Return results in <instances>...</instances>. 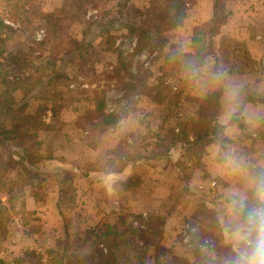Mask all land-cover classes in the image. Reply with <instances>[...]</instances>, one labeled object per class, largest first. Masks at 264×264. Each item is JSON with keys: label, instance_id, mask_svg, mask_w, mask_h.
Masks as SVG:
<instances>
[{"label": "rangeland", "instance_id": "374dc122", "mask_svg": "<svg viewBox=\"0 0 264 264\" xmlns=\"http://www.w3.org/2000/svg\"><path fill=\"white\" fill-rule=\"evenodd\" d=\"M148 1L0 0V52H4L0 55V101L21 102L24 95H34L24 116L6 118L5 124L7 128L17 125L25 135V147L44 159L31 169L39 172L31 179L17 159L4 150L0 153V264L17 260L19 264L207 263L198 248L185 247L186 237L192 243L190 235L184 236L185 228L178 230L176 247L160 245L171 203L189 192V173L178 180L166 172L162 184L169 190L173 187L174 192L164 197L166 205L158 210L149 200L155 195L153 179L143 186L137 177L127 181L114 178L113 185L105 180L100 193L94 192L91 179H78L92 170L116 173L138 156L156 162L169 147L173 131L177 134L185 124L197 122V106L209 96L208 91L219 88L221 79L213 72L211 58L202 62L194 57L192 38L205 33L201 44H206L207 53L221 47L224 64L231 63L232 54L240 62H248L243 36L234 30L251 28L245 38H254L263 30L248 23L250 16L244 21L235 18L226 35L212 38L204 13L192 16L197 0H189L183 25L162 34L155 51H140L130 29L147 28L146 19L133 11L142 12ZM234 1H221L218 18L227 17ZM205 5L200 6L202 12ZM48 15L61 21L63 34L57 38L46 33ZM161 20L157 16L153 24L159 25ZM169 51L171 57L165 64L162 56ZM70 54H74L72 60L66 58ZM57 75L61 77L56 79ZM131 76L139 80L133 81ZM27 77L30 81L23 82ZM49 78L52 81L47 84ZM246 96L248 92H243L239 101ZM99 103L104 114L119 119L116 127L106 130H114L120 141L113 151L96 150L102 122L97 114H87ZM52 106L63 112L51 123V112H47ZM40 107L46 108L38 115L49 128L32 138V125H25L24 118ZM123 123L134 129L124 131ZM157 136L168 139L156 147ZM182 150L184 158H202ZM160 159V165H168ZM179 164L186 170L185 162ZM108 184L111 193L106 192ZM142 192L150 195L143 198ZM98 201L109 205L96 210ZM140 201L146 204L141 207L144 212L139 209ZM195 236L194 241L204 239L199 233ZM214 242H219L217 234ZM218 249L223 263L230 252L222 246ZM26 252L34 255L24 257Z\"/></svg>", "mask_w": 264, "mask_h": 264}, {"label": "crops", "instance_id": "0c3cea01", "mask_svg": "<svg viewBox=\"0 0 264 264\" xmlns=\"http://www.w3.org/2000/svg\"><path fill=\"white\" fill-rule=\"evenodd\" d=\"M203 3L206 4L204 12L200 7ZM231 3L226 23L221 26L217 36L226 35L231 29L228 26L235 18L244 21L249 16L248 23L252 27H258L259 30L263 28V30L260 31L262 34L260 32L255 33L254 38L244 37L246 33L252 30L251 28L250 30L248 28L246 30L243 28L234 30L235 32L240 31L243 36L242 39L248 53V62H240L232 54L230 55L231 63L224 64L220 55L221 47H218L219 51L213 48L219 63L212 57L213 55L207 57V59L213 60L214 66L217 63L220 67L218 72L221 85L218 89L221 90L222 95L217 123L224 128V141L219 140L208 146L199 161L191 156L184 158L180 154L183 148L181 145H176L169 153V157L164 159L169 162L165 166L160 165L161 159H157L155 162L146 159L144 156H138L134 159V163L127 164L126 167L116 173L92 170L84 177L82 174L78 175V179L83 182L91 179L95 193L104 192L102 186L105 180L113 185L112 179L114 178L127 181L132 177H137L139 182H144L141 185L143 186L148 179H153L156 186L155 195L149 200L154 201V208L158 210L159 207L166 205L163 201L164 197L174 192L173 187L169 190L164 188L165 183L162 184L166 172L170 171L178 180L184 178V172L189 173L187 183L189 192L185 193L184 199H180V201L176 199L171 203L173 208L170 209L165 218L160 245L166 249L176 247L178 230L185 228L184 236L190 235L192 239V243L185 247L187 249L198 248L197 253L207 260L206 264H223L218 257V248L222 246L230 249L224 242L220 226V218L224 215L226 204L229 203V193L233 189H244L248 179L253 174L264 171V104H244V99L239 101L243 92H248V96L264 100V0H235ZM193 11V17H202V13H204L206 22L209 23L213 17V0H197V6ZM221 66L225 67L224 70ZM227 67L231 69H227ZM212 92L213 90H210L207 94ZM47 114L50 115V111ZM237 115L247 127V134L241 132L236 124L231 123L232 118ZM120 127L124 131L134 129L129 127L127 123H123ZM119 143L114 130H109L99 136L96 150L113 151ZM173 150H176L175 153ZM179 162L187 164L186 170H183ZM109 184L105 188L107 193H111L112 187ZM142 195L143 198H147L150 194L146 192ZM149 200L148 203H150ZM140 204L139 209L142 210V206L146 208L144 201H140ZM107 206L103 201H98L95 208L102 210ZM99 219L101 217L98 218V221ZM196 233L202 235L204 239L194 241ZM216 234L219 237L217 245L214 242Z\"/></svg>", "mask_w": 264, "mask_h": 264}, {"label": "trees", "instance_id": "16d2710c", "mask_svg": "<svg viewBox=\"0 0 264 264\" xmlns=\"http://www.w3.org/2000/svg\"><path fill=\"white\" fill-rule=\"evenodd\" d=\"M221 1L222 0H213V17L208 23L210 27L208 34L212 38H215L218 35L221 26H223L227 20V17L218 18L220 13L219 5ZM94 2L96 3L97 1ZM188 5L189 0H149L147 6L142 12L138 10L133 11L136 16H143L146 19V23L148 24L147 28L133 27L130 29V31H132V33L137 37L139 50L155 51V45L159 44L162 41V34L169 32V30L178 29L183 25L188 15ZM157 16L162 17L161 24L154 25L153 19H155ZM46 21L50 23L48 24L46 31L48 37L57 38V34H63L61 21L55 18V16L48 15L46 17ZM1 25L2 22L0 21V26ZM205 36L206 34L202 32L199 36L192 38V43L196 45L194 57L203 62L212 53V57L215 58L217 63H219V59L215 56L213 49L210 48V52L207 53L208 49L206 44H201V41L205 38ZM1 43L2 42L0 40V44ZM170 51L168 53L163 54L162 56L163 62L165 64H168L169 59L171 57ZM2 53L4 52H0L1 56L3 55ZM72 56H74V54H70L66 58L72 60ZM217 63L215 64L213 71L219 77ZM60 77L61 76L57 75L56 79H59ZM131 79L133 81L139 80L138 76H131ZM148 79L149 77H146L145 82L147 81L148 83ZM29 81V77L23 80V82ZM46 81L47 84H49L52 81V78H49ZM133 89L134 85L131 86L130 90ZM17 90L19 91L18 88ZM25 92L29 93L28 90ZM221 95V90L217 89L216 91L210 93L209 96L204 99L201 103H199V106H197L198 110L195 114L197 117V122L194 124H185L184 128L178 131L177 134H175V132L173 131L172 137L170 138L171 143L160 158H168L170 150H172L176 145H181L182 148L190 151L191 153L198 154V157L201 158L203 157L205 149L208 146L212 145L213 143L219 140H223L224 128L217 123V116L221 110ZM33 96L34 95H32V93H30L28 97L24 95V97L21 99V102H14L13 100L0 101V153L4 150L7 152L10 158L14 160L17 159L19 168L24 171L31 179L39 176V172H32L31 169L37 168L38 165L41 164V162H44V159L40 155H37L35 152L29 151L25 147V135L22 130L15 124H12L10 128H7L5 124L6 121L4 119H8L12 116H24V114L26 113L25 111L28 109V102L30 99L33 98ZM243 103L264 104V100L248 96L244 98ZM53 107L54 106H52L50 110L52 120L51 123L54 122L55 118L59 117L61 112V107H55V109ZM40 108L41 110L37 109L38 111L35 110L34 114L28 116L25 115L24 118L25 125H32L31 130H33V132L29 134L32 138H36V133L39 130L43 129L45 131L48 130L47 128H49L48 124H44V121L42 120V115H38L39 111H41V114L45 113L46 108L45 110L43 107ZM94 114H97L102 122V124L99 125L100 135L106 132V130L116 127L119 123V119L111 115L104 114L103 106L101 103H99L95 110L90 113L88 112L87 115L93 116ZM21 119L22 118H18L19 121H21ZM231 123L236 124L241 132L247 134L248 129L244 125L242 120L238 117V115L232 118ZM157 137L158 138L156 147H160V144L165 143L166 139H168L166 137L163 138L161 136ZM160 158L158 160H160ZM85 175H88V172L84 174L83 177ZM228 250L230 252V249ZM33 255L34 254L30 252H26L24 254V257H30ZM20 262V260H17L13 263L19 264ZM53 264L60 263L54 262Z\"/></svg>", "mask_w": 264, "mask_h": 264}, {"label": "clouds", "instance_id": "9594fccd", "mask_svg": "<svg viewBox=\"0 0 264 264\" xmlns=\"http://www.w3.org/2000/svg\"><path fill=\"white\" fill-rule=\"evenodd\" d=\"M220 226L230 248L223 264H264V171L229 193Z\"/></svg>", "mask_w": 264, "mask_h": 264}, {"label": "built area", "instance_id": "2783aa9c", "mask_svg": "<svg viewBox=\"0 0 264 264\" xmlns=\"http://www.w3.org/2000/svg\"><path fill=\"white\" fill-rule=\"evenodd\" d=\"M188 240H189V239H188L187 237L184 239V243H186V245H189V243H188L189 241H188ZM187 241H188V242H187ZM11 264H16V263H13V262H12Z\"/></svg>", "mask_w": 264, "mask_h": 264}]
</instances>
